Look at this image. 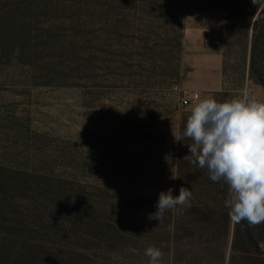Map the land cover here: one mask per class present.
Returning a JSON list of instances; mask_svg holds the SVG:
<instances>
[{"label":"rangeland","instance_id":"obj_1","mask_svg":"<svg viewBox=\"0 0 264 264\" xmlns=\"http://www.w3.org/2000/svg\"><path fill=\"white\" fill-rule=\"evenodd\" d=\"M234 1L0 0L14 29L0 48V164L75 172L114 192L170 188L175 136L225 88L211 38ZM175 86L199 100L180 106ZM243 94L264 102L248 79ZM124 252L116 264H129Z\"/></svg>","mask_w":264,"mask_h":264},{"label":"trees","instance_id":"obj_2","mask_svg":"<svg viewBox=\"0 0 264 264\" xmlns=\"http://www.w3.org/2000/svg\"><path fill=\"white\" fill-rule=\"evenodd\" d=\"M187 1L213 10L208 0ZM222 10L211 45L222 54L225 88L210 99L245 98L247 79L264 93V0H235ZM10 18L0 12V48L13 43ZM190 143L178 141L168 179L174 195L181 186L193 192L191 207L159 219L154 206L168 188L114 192L81 182L75 172L0 164V264H116L122 251L129 264H148L149 246L161 248L164 264H264V222L230 220L227 185L183 159Z\"/></svg>","mask_w":264,"mask_h":264},{"label":"clouds","instance_id":"obj_3","mask_svg":"<svg viewBox=\"0 0 264 264\" xmlns=\"http://www.w3.org/2000/svg\"><path fill=\"white\" fill-rule=\"evenodd\" d=\"M175 139L191 141L187 144L190 154L183 159L207 169L213 182L227 185L224 203L233 223L257 226L264 222V102L205 98L192 109ZM192 199L189 188L181 186L174 195L170 187L158 194L153 215L159 219L170 210L191 207ZM145 255L148 264H164L161 248L149 246Z\"/></svg>","mask_w":264,"mask_h":264},{"label":"built area","instance_id":"obj_4","mask_svg":"<svg viewBox=\"0 0 264 264\" xmlns=\"http://www.w3.org/2000/svg\"><path fill=\"white\" fill-rule=\"evenodd\" d=\"M174 91L177 93L179 104L182 107L190 106L199 100V94L197 92L184 89L180 86H175Z\"/></svg>","mask_w":264,"mask_h":264},{"label":"crops","instance_id":"obj_5","mask_svg":"<svg viewBox=\"0 0 264 264\" xmlns=\"http://www.w3.org/2000/svg\"><path fill=\"white\" fill-rule=\"evenodd\" d=\"M217 90V89H216Z\"/></svg>","mask_w":264,"mask_h":264}]
</instances>
